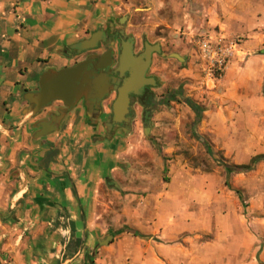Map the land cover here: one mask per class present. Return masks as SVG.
Returning a JSON list of instances; mask_svg holds the SVG:
<instances>
[{
	"label": "crops",
	"instance_id": "0c3cea01",
	"mask_svg": "<svg viewBox=\"0 0 264 264\" xmlns=\"http://www.w3.org/2000/svg\"><path fill=\"white\" fill-rule=\"evenodd\" d=\"M181 1L0 0V243L18 233L10 243L21 250L17 264H264V159L231 173L232 188L222 165L180 175L174 163L170 179L117 180L120 146L133 132L98 137L75 108L82 97L53 114L61 117L56 130L37 135L55 104L34 113L26 95L45 73L75 65L77 44L118 16L148 32L131 22L132 11H178ZM191 2L226 36L264 38V0ZM254 46L246 40V49ZM263 50L248 77L261 76ZM243 85L250 81L229 89L206 118L213 147L234 163L264 154V88L237 94ZM120 198L122 207L114 206Z\"/></svg>",
	"mask_w": 264,
	"mask_h": 264
},
{
	"label": "rangeland",
	"instance_id": "374dc122",
	"mask_svg": "<svg viewBox=\"0 0 264 264\" xmlns=\"http://www.w3.org/2000/svg\"><path fill=\"white\" fill-rule=\"evenodd\" d=\"M191 4V0H182L181 10L178 11L163 9L153 13L146 9V5H139L135 12L132 11L131 22L146 29L151 39L162 42L166 51L173 54L157 61L160 85L156 92L159 101L152 114V125L143 126L140 119L136 120L133 135L120 146L124 152L120 174L115 173L117 180L122 179V174L137 181H142L145 176L152 181L170 179L174 174L171 172L174 163L180 167V175L196 174L201 169L217 167L218 162L194 135V132H198L212 144V134L205 128L207 110L216 108L222 97L227 95L229 89L234 90L239 81L247 79L250 86L235 89L237 94L260 96L263 93L264 70L260 77L255 73L249 77L247 75V66L258 62L260 51L264 49L261 31L251 37L243 34L226 36L219 26L207 24L210 16L204 9L198 12L196 7H190ZM164 18L170 22H162ZM262 31L264 34V28ZM204 39L210 41L213 55L205 56L201 46ZM248 39L256 41L258 46L246 49ZM175 90L181 92L175 93ZM186 97L203 106L200 122H196V113L186 102ZM218 152L231 161L224 157L221 150ZM189 167L192 173H185ZM108 187L112 189L110 185ZM115 200L113 205L122 207V199ZM17 235L12 232L6 237L8 246L0 243V264H17L16 257L21 250L18 245L17 248L10 245Z\"/></svg>",
	"mask_w": 264,
	"mask_h": 264
},
{
	"label": "flooded vegetation",
	"instance_id": "af4514ba",
	"mask_svg": "<svg viewBox=\"0 0 264 264\" xmlns=\"http://www.w3.org/2000/svg\"><path fill=\"white\" fill-rule=\"evenodd\" d=\"M129 20L130 18L126 15L118 16L113 24L107 23L99 28L103 33L96 47L78 52L76 46L71 51L73 55H82L75 64L81 61H89V66L95 69L100 62L95 55L110 53V61L102 69L103 73L90 76L91 84L88 85L89 91L82 96L80 102L75 107H80L83 115L89 119L94 131H98V137H114L118 134L130 135L134 130L137 119L141 120L143 126L152 125V114L159 101L156 88L160 85V79L156 64L157 61L163 60L168 55L173 54L166 51L162 42L151 39L147 32L130 30L128 28ZM125 46L129 47L131 54L139 63L144 77L154 78L155 84L146 83L140 86L138 91H129V100L123 112L122 121H115L113 103L118 96L119 88L131 74L130 70H125L124 72L118 70L121 53ZM103 75L108 77V88L100 100L92 103L90 95L98 93L93 87L96 85L97 79L103 77ZM57 101L59 103H56ZM53 104L55 106L46 112V116L43 119L51 121L52 115L59 114V108L65 106L62 100H54L46 107ZM38 128L41 130L43 127L40 125Z\"/></svg>",
	"mask_w": 264,
	"mask_h": 264
},
{
	"label": "water",
	"instance_id": "95a60500",
	"mask_svg": "<svg viewBox=\"0 0 264 264\" xmlns=\"http://www.w3.org/2000/svg\"><path fill=\"white\" fill-rule=\"evenodd\" d=\"M103 31L96 30L92 35L77 44V51L94 48L101 39ZM149 45V44H147ZM149 58V54L147 55ZM100 60L98 67L95 69L89 66V61H81L77 64L65 67L55 72H47L40 79V88L38 91H30L26 97L31 103H34L33 112L38 113L43 107L49 105L54 100H62L67 108H72L76 105L79 99L89 91L88 85L91 84L90 76L98 73H103V68L110 61V53L103 55H95ZM100 72H99V71ZM119 71L124 72L130 70L131 74L124 80L123 85L119 88L117 98L113 103L115 113V121H122L123 112L128 104V92L131 90L138 91V88L143 84H155L154 78H146L140 68L139 63L131 54L129 47H124L120 57ZM98 93L90 95V100L95 103L100 100L108 88V77L103 75L97 79L96 85L93 87ZM61 117L52 115L51 121L44 120L41 122L42 129L37 135H45L58 128V121ZM57 119V120H56ZM56 120V121H55Z\"/></svg>",
	"mask_w": 264,
	"mask_h": 264
},
{
	"label": "trees",
	"instance_id": "16d2710c",
	"mask_svg": "<svg viewBox=\"0 0 264 264\" xmlns=\"http://www.w3.org/2000/svg\"><path fill=\"white\" fill-rule=\"evenodd\" d=\"M264 52V50H263ZM175 93H180L181 91L175 90ZM186 102L193 108V110L196 113V122H200L202 119V115L204 112L203 106H201L199 103L194 101L193 99L186 97ZM195 137L202 142L204 145L205 150L218 162L219 165H222L227 173V179L226 184L232 188V185L230 183L229 175L231 173H237V172H246L249 170H252L255 165L262 159H264V154H258L253 156L249 162L247 163H234L229 162L226 159L223 158L219 154V152L213 147V145L200 133L194 132ZM238 194H241L240 189H234ZM134 235H142L139 230L132 229L130 230ZM94 264V263H93Z\"/></svg>",
	"mask_w": 264,
	"mask_h": 264
},
{
	"label": "built area",
	"instance_id": "2783aa9c",
	"mask_svg": "<svg viewBox=\"0 0 264 264\" xmlns=\"http://www.w3.org/2000/svg\"><path fill=\"white\" fill-rule=\"evenodd\" d=\"M202 49L204 51L205 56L207 55H213V48L211 47V43L208 39H204L201 42Z\"/></svg>",
	"mask_w": 264,
	"mask_h": 264
}]
</instances>
